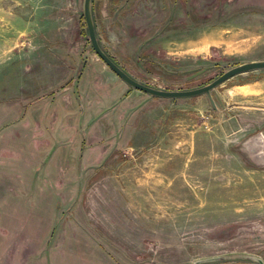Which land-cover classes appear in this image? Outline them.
Wrapping results in <instances>:
<instances>
[{
    "label": "rangeland",
    "instance_id": "374dc122",
    "mask_svg": "<svg viewBox=\"0 0 264 264\" xmlns=\"http://www.w3.org/2000/svg\"><path fill=\"white\" fill-rule=\"evenodd\" d=\"M132 78L264 58V0H91ZM124 83L81 0H0V264L264 261V68Z\"/></svg>",
    "mask_w": 264,
    "mask_h": 264
},
{
    "label": "water",
    "instance_id": "95a60500",
    "mask_svg": "<svg viewBox=\"0 0 264 264\" xmlns=\"http://www.w3.org/2000/svg\"><path fill=\"white\" fill-rule=\"evenodd\" d=\"M90 2L91 0H81V15L83 17L87 39L89 41L92 50L108 66V68L116 76H118L123 82H125L127 85L135 89L141 90L150 95L160 96V97H186V96H192V95L204 93L207 96L210 105L214 107V102L210 95V89H212L214 86L222 82L224 79L235 73L245 70L264 68V58L243 61L226 68L225 70L221 71L217 76H215L214 78H212L211 80H209L208 82L202 85L191 88H185V89H162L144 84L132 78L130 75H128L120 66H118L110 58L108 54H106V52H104V50L98 44L94 32ZM256 259L259 262V264H264V261L261 258L257 257ZM198 261L199 260H194L193 262H190L188 264H195Z\"/></svg>",
    "mask_w": 264,
    "mask_h": 264
},
{
    "label": "crops",
    "instance_id": "0c3cea01",
    "mask_svg": "<svg viewBox=\"0 0 264 264\" xmlns=\"http://www.w3.org/2000/svg\"><path fill=\"white\" fill-rule=\"evenodd\" d=\"M125 83V82H124Z\"/></svg>",
    "mask_w": 264,
    "mask_h": 264
}]
</instances>
